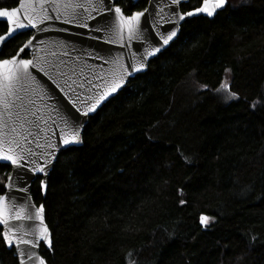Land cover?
Segmentation results:
<instances>
[{"label": "trees", "instance_id": "trees-1", "mask_svg": "<svg viewBox=\"0 0 264 264\" xmlns=\"http://www.w3.org/2000/svg\"><path fill=\"white\" fill-rule=\"evenodd\" d=\"M19 2L0 0V8ZM116 4L132 15L148 0ZM7 29L0 21V36ZM31 35L11 39L0 59ZM227 69L239 99L226 103L216 89ZM258 98L264 0H229L213 18L185 21L148 71L90 118L84 145L60 156L45 198L41 177L34 183L53 235L52 251L41 249L48 264H264V105L251 107ZM10 172L0 166V195ZM0 264H19L2 234Z\"/></svg>", "mask_w": 264, "mask_h": 264}, {"label": "water", "instance_id": "water-1", "mask_svg": "<svg viewBox=\"0 0 264 264\" xmlns=\"http://www.w3.org/2000/svg\"><path fill=\"white\" fill-rule=\"evenodd\" d=\"M117 1L118 0H103V2H101V0H60V10L58 12L55 7L46 3L45 0H20L15 8H18L20 3L25 4V8L20 9L19 15L21 17L29 15L37 22L40 17L44 15L49 17L48 20L39 25V27L44 30L39 31L37 28H32L30 26L17 29L11 36L0 43L1 54L4 46L15 36L29 31L33 32L32 36L28 39H32L33 36L36 37V39L33 40V47L25 49L23 53H21L19 49L15 55L19 53L20 57L30 60L38 58L36 67L46 70H31L39 84V90L45 93V100L48 104V108L43 109L44 112L47 113L52 107H55L59 109L60 115L71 113L85 122L82 132L83 144L72 147H82L84 145V132L90 118L96 115L104 104L116 97L128 85L132 78L139 74L146 73L150 62L161 53H158L157 56L148 58L145 62L147 66L143 71L135 73V76H128L122 87L112 96H109L108 99L104 100L97 107L96 111L89 113L87 117L76 113L73 107L74 102L77 106L83 107L80 101L76 99L77 93H79L81 100L85 97L93 96L94 93L100 90L97 87H93V85L98 86L103 83V81L98 78L99 76L103 75L109 77L118 65H127L129 63L138 65L140 59L145 55L146 49L151 48L159 41L157 32L163 33L179 27L177 37L174 38L173 42H170L166 48L168 49L180 36L182 25L185 21L200 16L213 18L219 12L225 10L229 4L227 0L225 7L218 9L216 14L211 17L207 16L205 13H197L190 17L186 16L185 20L179 21V23L176 24L172 22L176 20V16L172 11L171 0H148L146 9L141 11L145 12V15L140 18L139 23L136 25L138 29V38L129 40L127 29H123L122 32L119 29L118 17L114 11L115 7H120L116 4ZM139 1L140 0H133L134 3ZM189 2L190 0H181V4L177 11L185 13L182 11L181 6ZM202 4L203 2L199 7H201ZM109 9H111V11H109ZM195 9L190 11H194ZM122 12L126 17L129 16L123 9ZM65 20H71V22H62ZM0 21L8 25L7 32L2 35L5 36L9 31L10 25L6 18L0 17ZM25 23H27V21H25ZM28 40L24 44H26ZM164 51H162V53ZM61 72H63L64 75H61ZM66 80L72 83V88L75 89V91H71L66 86ZM73 81L75 83H73ZM77 85L82 86L77 87ZM69 97H71V99ZM34 98L36 99V103L43 108L39 97L35 96ZM94 102L95 98L93 97L90 103ZM53 115L56 114L53 113ZM60 115H56L57 122L60 121ZM31 147L34 151H38L35 149V144H32ZM5 163L7 162H0L2 165ZM9 167L11 168L9 176L12 177L10 181L11 190L8 186L9 180L7 179L5 193L3 194L4 196L11 197V199L7 201L8 207L13 210L14 214L16 211H19L21 207L34 205L35 207L31 208V212L34 214L42 205L44 208V224L49 230L51 240V248L45 240H39V247L36 249H30V245H20V249H30V251L42 257L46 264H48L47 259L41 254V249L42 246H44L48 251H52L53 235L46 220L45 205L43 203L40 205L36 204L32 195V189L36 180L41 177V181L43 180L47 184L46 188L41 186L43 197L45 198L52 172H50L49 176H44L40 173L33 174L27 171V169H18L11 165H9ZM17 172L22 173V175L17 177ZM21 184H23L26 191H17ZM25 215H27V213H25ZM10 224L14 227L17 236H22L24 239L30 241L37 239L36 235L32 234L33 232L42 231V228L39 227L40 222L38 218L21 221L11 220ZM29 225L33 227L29 228ZM0 228L2 232L7 231L6 226L3 224H0ZM25 233L28 234L25 235ZM5 244L8 247L6 242ZM9 249L15 250L20 264V257L16 245L14 244L13 247ZM28 264H34V262L29 261ZM35 264H38V261L35 262Z\"/></svg>", "mask_w": 264, "mask_h": 264}, {"label": "snow or ice", "instance_id": "snow-or-ice-1", "mask_svg": "<svg viewBox=\"0 0 264 264\" xmlns=\"http://www.w3.org/2000/svg\"><path fill=\"white\" fill-rule=\"evenodd\" d=\"M46 3L51 4L59 12L60 0H45ZM103 2V0H101ZM227 0H203L201 7L194 11H188L180 13L177 11L181 4V0H171V6L173 14L176 16V20L173 23L178 24L179 21L185 20V17L193 16L197 13H205L211 17L216 14L218 9L224 8ZM25 8L24 3H20L18 8L11 10L7 8L0 9V17L6 18L10 25L7 35L0 36V43L6 40L17 29H23L25 27L37 28L39 31H43L39 27L49 19L47 15L40 17L39 21H35L29 15L21 17L19 15L20 9ZM111 11V9H109ZM115 14L118 17L119 29L122 32L123 29H127L128 39L138 38V29L136 25L139 23L140 18L145 15V12H135L132 15L125 16L120 7H115ZM59 18V17H57ZM27 21V23H25ZM62 22H71V20H65ZM179 32V27L174 30H168L163 33L157 32L159 41L149 49H146L145 55L140 59L139 64L129 63L127 65H118L113 70L109 77L103 75L98 78L103 81L101 85H93L100 90L93 94V96L85 97L81 100L79 93L76 94V99L80 101L83 106H77L74 102L73 107L76 113L82 116H89V113L95 112L97 107L109 96H112L118 91L126 82L128 76H135V73L143 71L146 68V61L148 58L157 56L158 53L166 50L170 42L174 41ZM36 37L28 40L20 52L23 53L25 49L33 47V40ZM38 58L24 59L19 56V53L11 58L0 60V162H7L3 165L7 167L9 165L18 169H27V171L40 173L44 176H49L50 172L55 170V165L59 163L61 155H65L68 152L74 150L75 145L83 144L82 132L85 126V122L81 121L78 116L71 113L60 115L59 109L52 107L49 112H44L43 109L48 108V104L45 100V93L39 90V84L36 81L32 69L36 71H46L43 68H37ZM226 71H231L227 69ZM61 75H64L61 72ZM91 82V81H89ZM73 83H75L73 81ZM66 86L71 90L72 83L65 81ZM82 85H77L81 87ZM202 87L207 88V85ZM217 92L225 94L226 99H239L238 93L232 90L231 84L228 80H225L216 89ZM35 96H38L41 105L36 103ZM95 98L94 103H90ZM71 99V97H69ZM257 105H264V98H258L251 102V107L255 109ZM60 115V121L57 122L56 115ZM150 138V137H149ZM35 144L34 151L31 147ZM183 156V153L181 152ZM186 162L188 157L184 156ZM17 177H20L22 173L17 172ZM12 177H8L9 188L11 190ZM41 186L46 188L45 181H41ZM17 191H26L23 184L17 189ZM183 196V192H180ZM11 197L0 195V224L6 226L7 231L0 234L3 235L4 242L11 248L16 245L18 255L20 257V264H28L29 261H38V264H46L45 260L37 253L30 251V249H36L39 247V240H45L48 246L51 248L50 233L47 226L44 224L43 212L44 208L41 205L39 209L33 214L31 208L35 207L30 205L27 207H21L19 211L13 214V210L7 205V201ZM186 201L181 199L180 203L184 204ZM27 213V215H25ZM39 219L42 231L33 232L37 239L30 241L24 239L22 236H17L14 227L10 224L11 220H33ZM201 223L207 224L209 217L201 216ZM32 228V225L28 226ZM28 233H25L27 235ZM255 239V237H253ZM20 245H30V249H20ZM131 256V253H129ZM130 264H135L134 261H130Z\"/></svg>", "mask_w": 264, "mask_h": 264}, {"label": "rangeland", "instance_id": "rangeland-1", "mask_svg": "<svg viewBox=\"0 0 264 264\" xmlns=\"http://www.w3.org/2000/svg\"><path fill=\"white\" fill-rule=\"evenodd\" d=\"M230 78H231V74H230V72L229 71H227L226 72V75H225V79H224V81L225 80H228L229 82H230ZM218 93V95L220 96V98H221V100L223 101V102H230L231 100H234V99H226L225 98V94H223V93H220V92H217Z\"/></svg>", "mask_w": 264, "mask_h": 264}, {"label": "bare ground", "instance_id": "bare-ground-1", "mask_svg": "<svg viewBox=\"0 0 264 264\" xmlns=\"http://www.w3.org/2000/svg\"><path fill=\"white\" fill-rule=\"evenodd\" d=\"M99 112V111H98Z\"/></svg>", "mask_w": 264, "mask_h": 264}]
</instances>
